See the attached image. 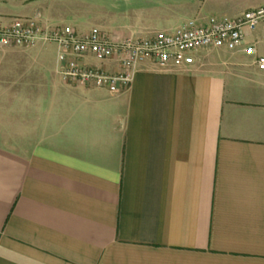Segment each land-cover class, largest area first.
<instances>
[{
  "label": "crops",
  "instance_id": "1",
  "mask_svg": "<svg viewBox=\"0 0 264 264\" xmlns=\"http://www.w3.org/2000/svg\"><path fill=\"white\" fill-rule=\"evenodd\" d=\"M262 6L0 0V21L120 43ZM57 55L0 51V264H264V72L254 59L211 49L186 67L145 62L112 94L67 81ZM88 62L123 72L118 60Z\"/></svg>",
  "mask_w": 264,
  "mask_h": 264
},
{
  "label": "built area",
  "instance_id": "2",
  "mask_svg": "<svg viewBox=\"0 0 264 264\" xmlns=\"http://www.w3.org/2000/svg\"><path fill=\"white\" fill-rule=\"evenodd\" d=\"M39 40L57 47L61 73L67 81L112 94L118 93L122 85H129L130 72L139 64L186 67L193 64L194 54L202 50L241 51L264 72V6L237 19L212 17L204 22H188L175 32H161L151 39L120 43L98 30L79 36L70 28L45 30L30 20L0 21V51L30 47ZM89 58L99 62L118 60L123 72L109 74L89 63Z\"/></svg>",
  "mask_w": 264,
  "mask_h": 264
},
{
  "label": "rangeland",
  "instance_id": "3",
  "mask_svg": "<svg viewBox=\"0 0 264 264\" xmlns=\"http://www.w3.org/2000/svg\"><path fill=\"white\" fill-rule=\"evenodd\" d=\"M5 50H16V51H33V50H51V51H57V47L53 44L47 43L43 40H39L37 41L34 45L30 46V47H24V48H9V49H5ZM3 93L5 92H1L0 91V95H3ZM1 112L2 108H0V119L5 117L6 115H3Z\"/></svg>",
  "mask_w": 264,
  "mask_h": 264
}]
</instances>
